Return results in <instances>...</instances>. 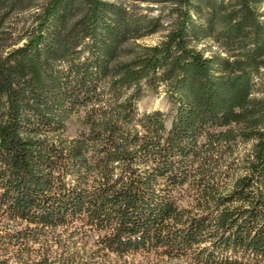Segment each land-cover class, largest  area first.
<instances>
[{
	"label": "trees",
	"instance_id": "obj_1",
	"mask_svg": "<svg viewBox=\"0 0 264 264\" xmlns=\"http://www.w3.org/2000/svg\"><path fill=\"white\" fill-rule=\"evenodd\" d=\"M135 1L175 17L156 44L162 15L109 0H43L0 44V264H264V22Z\"/></svg>",
	"mask_w": 264,
	"mask_h": 264
},
{
	"label": "rangeland",
	"instance_id": "obj_2",
	"mask_svg": "<svg viewBox=\"0 0 264 264\" xmlns=\"http://www.w3.org/2000/svg\"><path fill=\"white\" fill-rule=\"evenodd\" d=\"M43 0H32L25 3L20 9L13 11L9 17L4 21H1L0 28V44L5 46L7 44L13 43L19 34H21L23 27L28 24L29 17L32 12L40 5ZM118 3L125 4L127 6L133 7L136 11L142 14H148L150 16H159L162 15V22L164 24L161 31L158 33L146 37L145 39L139 40L138 42L144 44H156L167 32V29L172 24L173 15L167 14L169 5L166 3H154L152 1L148 2H138L135 0H109ZM229 1V0H226ZM251 4L258 14L260 20L264 22V0H251ZM209 46V43H206ZM131 48H137L136 44H132ZM216 49V47H214ZM210 54V52H209ZM139 111L141 113L150 112L153 110H163L168 112L170 110L171 104L164 92H153L148 91L144 97L138 102ZM163 264H191L187 260H166Z\"/></svg>",
	"mask_w": 264,
	"mask_h": 264
}]
</instances>
